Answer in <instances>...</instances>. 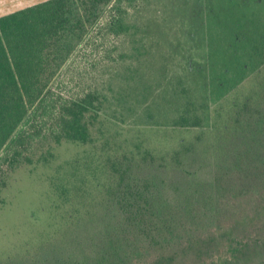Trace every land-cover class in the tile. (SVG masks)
<instances>
[{
    "label": "rangeland",
    "instance_id": "obj_1",
    "mask_svg": "<svg viewBox=\"0 0 264 264\" xmlns=\"http://www.w3.org/2000/svg\"><path fill=\"white\" fill-rule=\"evenodd\" d=\"M116 3L51 83L65 100L99 94L93 142L42 139L30 162L0 170V264L32 263L93 219L139 159L170 160L199 141L203 159L228 170L232 155L250 150L239 144L245 133L264 130V0ZM116 15L120 33L109 30ZM241 221L230 240L245 247L228 251L220 239L222 248L175 264H264V210Z\"/></svg>",
    "mask_w": 264,
    "mask_h": 264
},
{
    "label": "trees",
    "instance_id": "obj_2",
    "mask_svg": "<svg viewBox=\"0 0 264 264\" xmlns=\"http://www.w3.org/2000/svg\"><path fill=\"white\" fill-rule=\"evenodd\" d=\"M116 1L49 0L0 18V170L29 160L42 139L93 142L99 94L65 100L51 83ZM116 20L109 30L120 33ZM243 142L250 150L232 155L239 163L228 170L203 159L199 141L170 160L130 164L106 207L25 264H175L179 254L222 248L220 239L228 251L245 247L230 235L252 208L264 210V130Z\"/></svg>",
    "mask_w": 264,
    "mask_h": 264
},
{
    "label": "crops",
    "instance_id": "obj_3",
    "mask_svg": "<svg viewBox=\"0 0 264 264\" xmlns=\"http://www.w3.org/2000/svg\"><path fill=\"white\" fill-rule=\"evenodd\" d=\"M49 0H0V18Z\"/></svg>",
    "mask_w": 264,
    "mask_h": 264
}]
</instances>
